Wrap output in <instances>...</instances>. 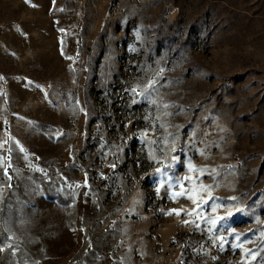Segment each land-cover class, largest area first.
<instances>
[{"label": "rangeland", "instance_id": "obj_1", "mask_svg": "<svg viewBox=\"0 0 264 264\" xmlns=\"http://www.w3.org/2000/svg\"><path fill=\"white\" fill-rule=\"evenodd\" d=\"M0 264H264V0H0Z\"/></svg>", "mask_w": 264, "mask_h": 264}, {"label": "snow or ice", "instance_id": "obj_2", "mask_svg": "<svg viewBox=\"0 0 264 264\" xmlns=\"http://www.w3.org/2000/svg\"><path fill=\"white\" fill-rule=\"evenodd\" d=\"M188 198H189V199H192V197H188ZM233 199H234V198H233ZM194 202H195V201H194ZM213 210H215V208H214ZM169 214H171V213H169ZM176 214H177V215H179L180 213H179V212H177ZM228 215H229V216H231V215H232V213H231V212H229V213H228ZM218 219H221V220H223V219H225V217H218ZM212 223H215V221H212Z\"/></svg>", "mask_w": 264, "mask_h": 264}, {"label": "trees", "instance_id": "obj_3", "mask_svg": "<svg viewBox=\"0 0 264 264\" xmlns=\"http://www.w3.org/2000/svg\"><path fill=\"white\" fill-rule=\"evenodd\" d=\"M10 168H11V167H10V166H8V170H9V171H10Z\"/></svg>", "mask_w": 264, "mask_h": 264}]
</instances>
